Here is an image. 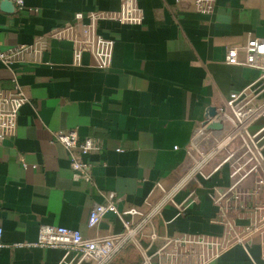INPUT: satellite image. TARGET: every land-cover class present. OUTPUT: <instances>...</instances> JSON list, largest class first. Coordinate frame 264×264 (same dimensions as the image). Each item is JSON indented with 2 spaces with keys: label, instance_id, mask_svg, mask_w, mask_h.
Returning <instances> with one entry per match:
<instances>
[{
  "label": "crops",
  "instance_id": "crops-1",
  "mask_svg": "<svg viewBox=\"0 0 264 264\" xmlns=\"http://www.w3.org/2000/svg\"><path fill=\"white\" fill-rule=\"evenodd\" d=\"M25 3L30 10L0 2V50L31 46L15 65L30 101L20 108L15 134L0 144V264H59L61 249L14 244L34 242L47 224L88 237L118 231L121 223L112 213L88 226L109 192L122 210L140 206L155 181L171 183L206 109L221 106L258 75L224 58L226 46H241L250 35L264 37V0H216L211 14L197 12L193 0H138L142 24H101V34L114 40L112 63L104 70L87 53L74 65L72 42L54 34L79 14L117 10L119 0ZM11 74L0 61L6 91L13 87ZM70 130L96 144L86 156L89 183L73 177L67 150L52 139ZM215 212L206 200L185 217L166 207L159 232L220 233L221 226L211 222ZM231 216L246 222L237 212ZM263 249L256 234L247 251L234 246L210 264H264ZM141 261L140 252L127 245L110 264ZM66 263H75L73 255Z\"/></svg>",
  "mask_w": 264,
  "mask_h": 264
},
{
  "label": "built area",
  "instance_id": "built-area-1",
  "mask_svg": "<svg viewBox=\"0 0 264 264\" xmlns=\"http://www.w3.org/2000/svg\"><path fill=\"white\" fill-rule=\"evenodd\" d=\"M7 1L17 11L31 9L26 0ZM215 2L193 0L194 9L211 14ZM144 16L138 0H119L117 10L79 14L54 35L72 42L74 65H81L82 55L87 53L94 66L104 70L112 63L114 40L101 34V24L140 25ZM30 51L31 46L25 44L0 50V61L11 71L13 86L11 91L0 87V144L15 134L20 108L30 101L15 70ZM224 62L254 68L258 75L230 92L216 113L205 117L194 130L184 148L185 160L174 170L171 183L155 181L140 206L120 210L114 192H109L106 203L94 207L89 227L112 213L121 223L120 230L108 229L105 234L88 237L78 229L47 224L40 226L34 242L14 246L61 249L64 256L59 264H67L69 255H73L74 264H110L127 245L140 252L141 264H210L234 246L247 251L256 234L264 246V37L250 35L241 46H226ZM212 122L215 124L210 127ZM52 139L67 150L73 177L91 182V163L86 156L96 148L94 141L79 139L74 130L55 132ZM204 200L216 210L211 222L221 226L220 233L159 232L158 220L166 207L185 217ZM232 212L246 222L237 223Z\"/></svg>",
  "mask_w": 264,
  "mask_h": 264
},
{
  "label": "water",
  "instance_id": "water-1",
  "mask_svg": "<svg viewBox=\"0 0 264 264\" xmlns=\"http://www.w3.org/2000/svg\"><path fill=\"white\" fill-rule=\"evenodd\" d=\"M7 1V0H3ZM9 2V1H8ZM11 3V2H10ZM12 4V3H11ZM216 113V107L215 106H210L206 109L205 116L206 117H211ZM215 124V122H212L209 126L212 127Z\"/></svg>",
  "mask_w": 264,
  "mask_h": 264
}]
</instances>
